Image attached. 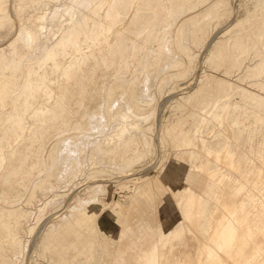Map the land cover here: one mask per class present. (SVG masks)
<instances>
[{
	"label": "rangeland",
	"instance_id": "1",
	"mask_svg": "<svg viewBox=\"0 0 264 264\" xmlns=\"http://www.w3.org/2000/svg\"><path fill=\"white\" fill-rule=\"evenodd\" d=\"M68 1L55 0L54 2L52 0L50 2V0H44L41 3H35L36 6L32 2L30 3L32 6L27 3L30 8L28 7L24 10L25 12L23 11V16L15 12L16 5H18L17 0H10L8 11L13 22L8 29L6 27L0 29V55L3 52L2 50H7L14 46L15 50L12 58L15 62H20L21 64L15 70L13 66L4 65L5 57L0 58V80L7 78L11 83L8 87L9 95L7 97H1L3 89L0 88V113L3 112L0 114V146L3 145L2 148L0 147V203H2L0 204V215L2 212L9 210L18 214L16 216L17 219H11L7 223V227L3 228L0 224V239L4 240L6 236L4 234L10 232L16 231L18 233L20 230L17 229V225L21 226V223L25 225L24 229L20 231L24 233L22 232L21 237L19 236V245L14 254L15 256L17 254V256H13L14 258L12 257L11 259L17 258L18 261L13 260L11 264H120L116 256V252L120 250V239L127 241L129 237H133L135 248L137 251L140 250L139 255L147 264H222V259L215 255L214 252H209L207 247L214 230L213 222H211V226L204 229L205 233L200 232L198 234L201 240L198 239L199 237H194V241L190 239L193 235L186 231V225L181 226V216L185 215L187 211L185 206H183L179 214L175 212L176 209L173 206L180 199L173 203L171 195L173 196L180 191H174L178 185H175L174 182L171 183V178L175 182H179L180 185L187 186L186 195L188 190L192 188L190 195L195 201L198 197L196 195L198 191L191 186L192 180H200L203 185L216 183L219 188V195L217 198L210 200L212 204L208 205L209 209H215L220 206L230 208L233 205L239 208L240 224L233 236L232 247L229 248V252L231 255L233 254L231 263L264 264L263 236L253 233L250 242L245 243L242 241L247 232L246 226L248 223L251 224L254 215L260 210L255 203L264 201V0L180 1L172 10V14L160 21L161 28L159 27L160 32L157 35L158 38H164L160 53L165 52L164 50L166 49L169 50L171 57L173 56L175 60L173 63L167 64V55L164 53L160 54L158 51V43L162 39L157 41L149 39L146 43L147 47L141 45L135 50V53L138 52V56H147L146 62L138 63V58H132L125 70L117 71L112 69L107 72L99 70L95 75L94 83L88 87L87 91L81 93L80 88H78V82L80 79L79 74L83 67L73 66L71 62L77 57L78 53L89 54L91 52V42L85 40L84 34L78 35L76 45L67 43L64 49L56 46V40L55 42L53 41L54 43L52 42L50 45H54H49V47H54L55 58L52 57L45 64L38 62L39 57L37 56L40 53L32 50V53H35L32 54L30 52V54V48L25 46L22 41L16 40L14 36L15 30L19 26L24 23L30 24L43 12L45 13L41 16H44L42 23H45V27L44 31L42 30V34L45 36L47 34L46 31L50 29L49 26L51 24L49 23L53 20L58 23V26L66 25L74 18L73 14L75 15V8L71 6L73 0H70L69 3ZM218 1H220L221 5L220 9L218 8L216 11L217 13L215 12L212 15L205 13L203 16L198 17V14L204 12ZM27 4H25L26 7ZM63 4L64 7L62 6ZM138 4L139 0H134L129 15L137 11L136 7ZM63 8L64 10H62ZM55 11L57 14H54L56 15L54 18L53 13ZM67 12L69 13L67 14ZM47 14L49 16H46ZM49 18L54 19L49 22ZM111 21V19L104 21L101 13L98 19V22L102 24L101 28L93 27L92 21L88 23V28L94 29L91 35L94 40V46L102 49L101 54L116 51L115 38L118 35L117 32L126 24L124 21L117 25H111ZM187 22V36L182 41L186 51L183 52L182 49L178 48L177 34L179 29ZM58 26L56 25L55 27ZM60 26L58 27L59 29ZM53 27L48 32L50 35L52 34V29L58 30ZM106 32L108 33L106 34ZM53 34H56V37L60 35L54 31ZM45 36L40 38L43 39ZM149 47H152V54ZM129 53H134V50L129 51ZM29 57L30 59H28ZM41 67L42 69H40ZM154 69H158V71L155 72ZM28 72H31L33 81H38L41 76L45 77L46 88L50 91L56 90L55 94L58 96L66 88L70 87L72 89L73 98L70 101L68 111L74 114L72 123H79L81 129L74 131V129L68 128V131L62 132L49 130L45 133L43 143L38 144L28 137L30 136L29 131L31 132L34 127L39 126L37 111L49 110L55 104L53 96L49 97L45 93L36 95L27 104H24L28 92L22 86L27 82L28 78L26 75ZM147 73L150 74V78H147L149 76L145 77ZM166 79L168 82L165 81ZM102 84L105 85L102 87ZM19 89L21 90L19 91ZM141 90H143L145 96L146 94L149 96L147 98L151 97L150 100L148 99L149 101L154 99V102L150 103L151 106L143 101L140 102L144 110H142L143 112L141 111L142 118L146 117L147 119L138 120V128L142 129H139L137 134L141 130L140 138H145L139 140L138 135L131 134L130 138L128 137L129 139L121 141L122 145L120 142L119 144L117 143V146L115 144L117 141L112 142L115 145L110 142L105 147L102 144L100 146V143L93 144L101 141V139L105 140L104 138L108 137L107 134L111 136L114 130H118V128L114 129V125L119 124L118 116L121 112L124 113L126 105H133V94L136 91L141 94ZM112 100H114V104ZM125 102H128V104L126 103L125 105ZM97 106H101L98 107L100 110L102 109L101 116L104 115V118L107 119L101 120V124L90 120L89 117H83L85 110H88L92 115L91 118H93L94 113L97 111ZM224 107H227L226 126L223 124H220V126L216 125L214 116L221 113ZM207 115L209 117H206ZM79 118H83L82 121ZM18 120L22 121L21 125H17ZM131 122L132 120H128L126 124ZM195 122H197V125L200 123V125L197 126ZM55 123L56 119H52L49 122L51 125ZM126 124L124 123L125 126ZM89 125H91L89 127L91 130L88 128ZM124 125L122 123L121 127H124ZM194 126L201 127V130L202 127H206L205 137L207 140H205L207 143L205 144L215 152H220L221 146L224 147L230 140L228 150L233 156L232 170L221 166L220 163H217L218 161H215V158L211 159L199 154L189 158L188 149L179 147L180 140ZM118 127L121 128L120 126ZM87 134L91 135L88 137L86 136ZM71 136L79 137V141L81 140L80 138L84 139L82 140L84 141L83 144L80 141L83 146L87 147L88 144H91L90 147L98 145L97 150L103 154L99 162H97L96 151L93 152L92 156L88 151L90 149L89 146L85 147L88 152L84 150L85 153L84 151L82 153L84 157L80 155L78 158L81 159L77 160V163H79L77 167L83 171L81 174L79 172L73 174L74 176L69 174V172L67 173L68 169L63 168L61 171L60 168L62 167L59 162L61 161V155L63 158L65 157V153H63L66 150L65 148H70L69 150L71 151L76 143H72L69 140L63 142V144L61 143L62 147L59 150H54L55 158L52 161L53 163L49 161L50 158L49 160L47 159L50 149L54 145L61 140L72 138ZM135 136L138 140L134 139ZM224 140L228 143H225ZM260 141L263 143L261 144ZM111 144L112 146L114 145V148ZM102 147L106 151L103 150L102 152ZM110 147H112L111 150ZM261 147H263L262 151ZM197 148L199 151L202 150V145L198 144ZM22 152H26L28 156L25 170L30 169V174L23 186L12 189L14 179H8V173L13 166L17 165V163H14L15 165L11 163L13 158ZM119 152L122 153L121 157L114 158ZM58 153H61V155ZM56 154L60 156H57L58 159ZM83 158L86 164L83 163ZM208 165L210 167V175H213L210 177L211 179L207 177L209 174H206L205 167ZM82 167L83 169H81ZM55 171L56 173H54ZM63 171H66L65 175L68 174V178L70 176L72 178H65ZM220 171L224 175L223 178L219 174ZM59 172L63 173L59 174ZM63 182L67 184L65 185ZM27 187L28 189H26ZM94 187L95 189L100 187V190L96 192ZM41 191H45L44 194ZM198 193L206 198L202 192ZM88 198H92V200L90 201ZM248 198H254V201H248ZM7 202L11 205L10 207H8ZM189 202H191L190 197L187 196L185 204H189ZM136 206L139 208L137 214L141 221L145 220L143 226L138 224L137 230L125 226L127 212L122 214L121 210L122 208L125 210ZM71 208L73 210L70 211ZM195 212L193 210L192 223L196 220ZM59 220L62 222L60 223ZM12 222L16 224H12ZM55 224L59 225L58 229L56 228L58 225L56 226ZM53 225L56 227L48 228ZM156 226H159V233L155 232ZM129 232H131L132 236ZM59 239L61 242H59ZM196 240L198 241L196 242ZM45 241L48 242L45 243ZM201 241L202 243H200ZM240 247L241 249H238ZM197 248L198 250H196ZM199 250L201 254L198 252Z\"/></svg>",
	"mask_w": 264,
	"mask_h": 264
},
{
	"label": "bare ground",
	"instance_id": "2",
	"mask_svg": "<svg viewBox=\"0 0 264 264\" xmlns=\"http://www.w3.org/2000/svg\"><path fill=\"white\" fill-rule=\"evenodd\" d=\"M42 1L44 0H17V3L18 5H16L17 7L15 8V12L18 14V15H23V11L26 9V8H30V3L32 2L33 5H35V3H41ZM47 1V0H46ZM52 0H50L51 2ZM62 1V0H61ZM70 1V0H69ZM68 1V3H69ZM182 0H139V4L137 5V11H135L133 14L129 15L130 14V11L132 9V5H133V2L134 0H73L72 5V8L74 7L75 10V15L73 14L74 18H72L70 21H69L66 25L63 24V26H60V29L58 28V23H56L55 20L52 21V19H54L56 15L54 14H57V12L55 11L53 13V17L54 18H49V22L52 21L54 22L58 27H55L56 25L49 23L51 24L50 26L51 27H55L57 28L58 30L55 31L54 29H52L51 33L53 34V31L55 33L58 32V34H60L58 37H56L55 35L56 34H51L48 33L50 32V29L51 27L49 26V30L46 31L47 34L46 36L44 34H42V32L44 31V24L42 23V21H44V16H41L43 15L45 12H43V14H41L40 16L38 15L35 20H33L30 24H23L22 26H19L16 30H15V39L16 40H20L22 41L25 46L29 47L30 51L29 53L31 52L32 53V50L33 51H37V53H40L37 57H39V61L38 62H43L45 64L46 61H48L49 59H51L52 57H54V47H49L50 44H52V42L55 40L57 41L56 43V46H60L64 49V47L66 46L67 43H71L72 45H76L77 44V37L79 34H84L85 36V40L87 41H90L91 42V52L89 54H84V53H78L77 57L71 62V64L73 66H76V67H83V69L80 71V79H79V87L80 88V93L81 92H85L88 90V87L91 86L94 81H95V75L97 73V71L99 70H104L105 72L107 71H110L112 69H115L117 71H122V70H125L128 65H129V62L132 58H138V63H143L145 61V59L147 58L146 55H141V56H138L137 53H135V50L141 46V45H147V41L149 39H152L154 41H157V40H161L162 38H158V32L159 31V27H160V21H163L164 17H168L169 15L172 14V10L174 9V7ZM9 2L10 0H0V29H4L5 27L8 29L9 26L12 24V17L11 15L9 14ZM55 2V0H54ZM57 2V1H56ZM185 2V1H184ZM30 6H28V4ZM44 3V2H43ZM61 3V2H60ZM27 4V7L26 5ZM58 4V3H57ZM49 5V4H48ZM47 5V6H48ZM221 3L220 1L218 2H215L212 6H210L209 8H207L204 12L198 14L199 16L198 17H201L203 16L205 13L207 15H212L213 13H215L218 8L220 7ZM36 6V5H35ZM38 6V5H37ZM64 7V4L62 5ZM61 6V7H62ZM34 8V7H32ZM46 8V7H45ZM49 8V7H48ZM67 8V7H66ZM35 9V8H34ZM58 9V8H57ZM220 9V8H219ZM39 10V9H38ZM61 10V9H60ZM64 10V8L62 9ZM61 10V11H62ZM69 10H72V9H69ZM29 11V10H28ZM48 11V10H47ZM14 12V13H15ZM25 12V11H24ZM59 12V11H58ZM64 12V11H63ZM62 12V14H63ZM69 12H67L68 14ZM102 13L103 15V20L104 21H107L108 19H111V25H117L118 23H122V22H126V24L117 32L118 35L117 37L115 38L116 39V45H117V49L115 52H105L103 54H101L102 52V49H99L97 47L94 46V40L92 39L91 35L93 33V30L94 29H89L88 28V23L89 21H92L93 23V27H96L97 29L101 28L102 24L98 22V19L100 17V14ZM217 13V12H216ZM16 14V15H17ZM51 14V13H50ZM65 15V14H64ZM24 16V15H23ZM22 16V18H23ZM34 16H35V13H34ZM46 16H49L48 14ZM52 17V14L50 15ZM63 16V15H62ZM215 16V15H214ZM67 17V15H66ZM71 17V16H70ZM69 17V18H70ZM18 18H20V16H18ZM47 18V17H46ZM58 18V17H57ZM61 18V17H60ZM63 18V17H62ZM67 19V18H66ZM46 20V19H45ZM60 20V19H59ZM27 21V20H26ZM31 21V20H30ZM63 21V20H62ZM28 22V21H27ZM21 24V23H20ZM187 23H184V25L179 29L178 31V34H177V45H178V48L179 49H182L183 52L186 51V47L185 45H183L182 41L184 40V38L186 39V30H187ZM15 25V24H14ZM62 25V23H61ZM109 25V24H108ZM15 27V26H13ZM12 27V28H13ZM53 27V28H54ZM113 27V26H112ZM91 28V27H90ZM161 28V27H160ZM106 29V28H105ZM118 29V28H116ZM43 30V31H42ZM46 30V28H45ZM102 30V29H101ZM109 30V29H108ZM229 32V31H228ZM98 33V32H97ZM108 32H106L107 34ZM227 33V32H226ZM225 33V34H226ZM163 34V33H161ZM166 34V32H165ZM45 36L43 39H41L40 37L42 36ZM114 35V34H113ZM13 36V35H12ZM167 37V36H166ZM108 38V37H107ZM14 39V40H15ZM191 39V38H190ZM10 40V39H9ZM166 40V39H165ZM4 41V40H3ZM17 41V42H18ZM162 41H164V38L158 43V51L160 53V50L162 49ZM167 41V40H166ZM187 41V40H185ZM184 41V43H186ZM10 42V41H9ZM15 42V41H14ZM53 42V43H54ZM190 42V41H189ZM188 42V43H189ZM11 43V42H10ZM9 43V44H10ZM80 44V43H79ZM6 46V44H4ZM54 45V44H53ZM53 45H50V46H53ZM4 46V47H5ZM16 46V45H15ZM79 47V46H77ZM147 47V46H146ZM143 48V47H142ZM140 48V49H142ZM150 48V47H149ZM167 48V47H166ZM169 48V47H168ZM41 49V50H40ZM14 46H12L10 49H7V50H2L3 52L1 53L0 55V58L1 57H5V61H4V65L5 66H13V68L15 70H17L19 67H20V62H15L13 60V54H14ZM131 50H134V53H129V51ZM151 50H152V47L150 48V53H151ZM80 51V50H79ZM148 51V50H147ZM153 51V50H152ZM165 52H162L164 54L167 55L166 57V63L167 64H171L173 63L175 60L173 58V56L171 57L170 55V52L169 50H164ZM33 52V53H35ZM140 52V51H139ZM30 53V54H31ZM32 53V54H33ZM153 53V52H152ZM151 53V54H152ZM160 53V54H162ZM19 55V54H18ZM37 55V54H36ZM170 55V56H169ZM152 56V55H151ZM150 56V57H151ZM31 57V56H30ZM30 57L28 59H30ZM33 57V55H32ZM55 58V57H54ZM55 60V59H54ZM26 61V60H25ZM28 62V61H27ZM146 62V61H145ZM149 62V61H148ZM29 63V62H28ZM27 64V63H26ZM34 64V63H32ZM38 64V63H37ZM148 64V63H147ZM150 64V63H149ZM29 65V64H28ZM41 65V64H40ZM143 65V64H142ZM154 65V64H153ZM157 65V64H156ZM166 65V64H165ZM151 66V65H150ZM159 66V65H158ZM168 66V65H167ZM64 67V66H63ZM145 67V66H144ZM149 67V66H148ZM44 68V66H43ZM156 68V67H155ZM158 68V67H157ZM42 69V67L40 68ZM143 69V67H142ZM160 69V68H158ZM155 70L156 71H158ZM32 70V69H31ZM145 70V69H144ZM143 70V71H144ZM62 71V69H61ZM60 71V72H61ZM147 71V70H146ZM153 72V71H152ZM145 74V73H144ZM153 74V73H152ZM21 75V74H20ZM101 75V74H100ZM107 75V74H106ZM150 74L147 73L145 75V77L149 76ZM157 75V73H156ZM26 77L28 78L27 79V82L25 83L24 86H22L23 88H25V90L28 92L26 97H25V102L24 104H27V102H29L30 100H32L36 95L38 94H43L45 93L46 95H48L49 97L53 96V98L55 99V104H54V107L49 109V110H45V111H37V115H39V126L37 127H34L31 132L29 131L30 133V137L33 142L35 143H43L44 141V137H45V133L48 132L49 130H54L56 132H62V131H66L68 128H71L74 129V131L77 129L80 128V125L79 123H72V119L74 118L73 117V113L68 111V107H69V104H70V101L71 99L73 98V93H72V89L70 87L66 88L64 90V92L62 94H60L59 96L56 95L55 93L57 92L56 90L55 91H50L49 89L46 88V79L45 77L41 76L40 79H38V81H33L31 78H32V75H31V72H28ZM106 77V76H105ZM108 77V75H107ZM144 77V76H143ZM153 77V76H152ZM59 78V77H58ZM71 78V77H70ZM74 78V77H73ZM147 78H150L147 77ZM146 78V79H147ZM60 79V78H59ZM75 80V79H74ZM73 80V81H74ZM108 80V79H107ZM101 81V80H100ZM109 81V80H108ZM165 81L168 82V80L166 79ZM24 82V81H23ZM76 83V82H75ZM10 82L7 80V78H3L2 80H0V88L3 89L1 91V97L4 98V97H7L9 95V92H8V87L10 86ZM98 84V83H97ZM101 84V83H100ZM165 84V83H164ZM103 85L105 84H102V87ZM146 85V84H144ZM59 86V85H58ZM155 87V86H154ZM114 88V87H112ZM111 88V90H112ZM57 89V88H56ZM105 89V88H104ZM146 89V88H145ZM144 89V91H145ZM21 89H19L20 91ZM58 90V89H57ZM103 90V88H102ZM110 90V91H111ZM148 90V89H147ZM16 91V90H15ZM17 91V92H19ZM98 91V90H97ZM142 93H143V90H141ZM22 92V91H21ZM94 92V91H93ZM137 92V91H136ZM134 93L133 96H132V106H129V105H126V103L128 104V102H125L124 104L126 105L125 106V111L124 113H120V115L118 116V122L119 124H115L114 125V129L118 128V130H114L112 135L110 136L109 134L108 137L104 138L105 140H102L99 141V142H90V143H93V144H99L101 146V144L105 147L107 144L109 145V143L113 142V141H117L115 144L117 145V143L119 144L121 141L125 140L131 136V134L133 135H138L137 137H139L138 139L139 140H143L140 138V133H141V130H140V133H138V130L139 129H142V128H138V122L140 120H145L147 119L146 117L145 118H142V114H141V111L143 110V108L141 107L140 105V102L143 101L144 103L150 105V103L152 104V101L154 99H152V101H149L150 98H147L149 96H145V93ZM151 92V91H150ZM149 92V93H150ZM110 94V92H108ZM17 94V93H16ZM102 94V93H101ZM107 94V93H106ZM151 94V93H150ZM94 95V94H92ZM99 95H100V92H99ZM99 95L97 94V96L99 97ZM240 95V94H239ZM40 96V95H39ZM84 96V95H83ZM103 96V95H102ZM106 96V95H105ZM254 96V95H253ZM256 96V95H255ZM96 97V96H94ZM97 97V98H98ZM111 97V96H110ZM263 97V96H262ZM113 98V97H112ZM147 98V100H146ZM257 98V97H256ZM14 99V98H13ZM91 99H92V96H91ZM103 99V98H101ZM127 99V98H125ZM124 99V100H125ZM149 99V100H148ZM259 99V97H258ZM95 100V99H94ZM117 100V99H116ZM115 100V101H116ZM253 100V99H252ZM260 100H263V99H260ZM47 101V100H46ZM93 101V100H92ZM114 100H112L113 102ZM127 101V100H126ZM251 101V100H250ZM257 101V99H256ZM96 102V101H95ZM124 102V101H123ZM154 102V101H153ZM97 103V102H96ZM95 103V104H96ZM100 103V102H99ZM103 103V102H102ZM111 103V102H110ZM117 103V102H115ZM247 103V102H246ZM45 104V103H44ZM47 104V103H46ZM52 104V103H51ZM114 104V102H113ZM143 104V103H142ZM145 104V105H146ZM258 104V102H257ZM79 105V104H78ZM101 105V104H100ZM112 105V104H110ZM117 105V104H116ZM121 105V104H120ZM256 105V104H255ZM6 106V105H5ZM12 107V105H10ZM115 106V105H114ZM151 106V105H150ZM98 107H101V106H97V111L94 113V117L91 118V114L88 112V110H85L86 112L83 114V117H89L90 120H94L95 122H100L101 124V120L104 121L103 119L104 118V115H102L101 113V110L100 108ZM110 107V106H109ZM113 107V106H112ZM148 107V106H147ZM217 107V105H216ZM107 108V107H106ZM124 108V107H123ZM35 109V108H34ZM88 109V108H87ZM92 109V108H91ZM90 109V110H91ZM115 109V108H114ZM213 109V108H212ZM216 109V108H215ZM89 110V111H90ZM106 110V109H105ZM112 110V108H111ZM28 111V110H27ZM92 111V110H91ZM108 111V110H107ZM110 111V110H109ZM119 111V110H118ZM144 111V110H143ZM142 111V112H143ZM75 112V111H74ZM93 112V111H92ZM91 112V113H92ZM116 112V111H115ZM201 112V111H200ZM203 112V110H202ZM206 112V111H205ZM204 112V114H205ZM213 112V111H212ZM3 112H1L0 114H2ZM109 113V112H108ZM106 114V115H110L111 114V111H110V114ZM199 113V112H198ZM208 113V112H207ZM30 114V112H29ZM93 114V113H92ZM117 114V113H116ZM144 114V113H143ZM203 114V113H202ZM240 114V113H239ZM209 115V114H208ZM206 116V117H209V116ZM212 115V114H211ZM245 115V114H244ZM112 116V115H110ZM116 116V117H117ZM226 116H227V107H224L222 108L221 110V113H219L218 115L214 116L215 120H216V125H219L220 124H223L224 126H226ZM28 117V115H27ZM97 117V118H96ZM103 117V118H102ZM192 117V116H191ZM198 117V115H197ZM204 117V116H203ZM206 117H204L206 119ZM259 117V116H258ZM108 118V116H107ZM114 118V117H113ZM212 118V117H211ZM52 119H56V123L54 125H51L49 124V122L52 120ZM81 121L82 119L79 118ZM131 123L129 124H126V122L131 121ZM200 119L203 120V118L200 117ZM35 120V119H34ZM107 120V119H105ZM110 120V119H109ZM108 120V121H109ZM139 120V121H138ZM85 121V120H84ZM195 121H197L195 119ZM206 121V120H205ZM4 122V121H3ZM87 122V121H86ZM110 122V121H109ZM199 122V121H198ZM201 122V121H200ZM38 123V121H37ZM93 123V122H91ZM106 123V122H105ZM124 123L126 124V126L124 125V127H121V124ZM193 123V122H192ZM197 122H195L196 124ZM203 123V122H202ZM22 124V121L21 120H18V124L17 125H21ZM96 125V123H94ZM141 124V122H140ZM194 124V125H195ZM211 124V123H210ZM88 125V124H87ZM86 125V127H87ZM98 125V124H97ZM105 126V124H103ZM197 125V124H196ZM195 125V126H196ZM200 125V123L198 124ZM197 125V126H198ZM202 125V124H201ZM84 126V125H83ZM82 126V127H83ZM91 125L88 126V128L90 127ZM118 126H120L121 128H119ZM128 126V127H127ZM193 126V125H192ZM192 127L193 129L188 131L185 136L180 140V146L181 148H184V149H188L189 151V158H191L192 156L196 155V154H199L203 157H207V158H215V161H218L217 163H220L221 166H223L224 168L226 167L227 169H230L231 168V163H232V160H233V156L232 154L229 152L228 150V144L230 143V140H229V143L227 141H225V143L227 142L228 144H226L224 147H222L221 151L220 152H215L214 150H212L209 146H207V139L205 137V128L207 127L206 126V123H205V128L202 127V130H201V127ZM215 127V126H214ZM87 128V129H88ZM94 128V126H93ZM81 129V128H80ZM83 129V128H82ZM85 129V128H84ZM90 129V128H89ZM88 129V131H89ZM112 129V128H111ZM110 129V131H112ZM217 129V128H216ZM91 130V129H90ZM94 130V129H93ZM98 130V129H97ZM215 130V129H214ZM228 130V129H227ZM68 131V130H67ZM87 131V130H86ZM85 131V133H86ZM95 131V130H94ZM207 131V130H206ZM216 131V130H215ZM223 131V130H221ZM71 132V131H69ZM93 132V131H92ZM96 132V131H95ZM105 132V131H104ZM109 132V131H108ZM264 132V131H263ZM262 132V133H263ZM73 133V132H72ZM90 133V132H88ZM99 133V132H98ZM106 133V132H105ZM110 133V132H109ZM14 134H16L14 132ZM56 134V133H55ZM94 135V133H92ZM97 134V133H96ZM228 134V133H227ZM261 134V133H260ZM75 135V134H74ZM91 135V134H89ZM89 135L87 134L86 136L89 137ZM99 135V134H98ZM132 135V136H133ZM142 135V134H141ZM15 136V135H14ZM18 136V134H17ZM58 136V135H57ZM61 136V135H60ZM79 136V135H78ZM103 136V134H102ZM220 136V135H219ZM59 137V136H58ZM72 137V136H71ZM83 137V136H81ZM93 137V136H92ZM111 137V138H110ZM134 137V136H133ZM224 137V136H223ZM8 138V137H7ZM49 138V137H48ZM55 138V137H54ZM107 138H110V139H107ZM130 138V137H129ZM128 138V139H129ZM264 138V137H263ZM78 138H76L75 136L70 138V139H67V140H61L59 141L56 145H54L51 149H50V154L49 156L47 157V159L50 160L49 161H54L53 159L55 158V154L54 152L56 150H59L60 147H62L61 145L63 144V142L65 141H70L72 143H76L75 145H73V149L70 151L68 148H65L66 150L63 152L65 153L64 154V158L63 156L61 155V153L59 155H61V159L60 158V162L59 160H57L61 167H58L60 168V170L62 171V169H68L69 171H67V173L69 172V174H71L72 176H74L73 174L79 172L80 174L82 173V171L80 170L79 167H77L79 165V163H77V160L78 159H81V158H78L80 155L82 156L83 154V151H87L86 148L89 146V153L92 154L93 156V152L96 151V154H97V162H99V160L101 159V157L103 156L102 153H100L98 150H97V146L93 145L90 147V145L88 144V146L86 147L85 145L83 146L82 144L84 143V139L80 138L82 141V144L81 142L78 140ZM90 139V138H89ZM97 139V138H96ZM132 139V138H131ZM136 139V136L135 138ZM136 139V140H138ZM206 139V140H205ZM217 139V138H216ZM221 139V138H219ZM5 140V139H4ZM46 140V139H45ZM52 140V139H51ZM99 140V139H98ZM214 140V138H213ZM7 141V140H6ZM28 141V140H27ZM86 141H87V138H86ZM128 141V140H127ZM131 141V140H130ZM57 142V141H56ZM257 142V141H256ZM264 142V141H263ZM262 142V143H263ZM21 143V142H20ZM23 143V142H22ZM62 143V144H61ZM68 143V142H67ZM125 143V142H124ZM261 143V141H260ZM261 143V144H262ZM1 144V143H0ZM31 144V143H30ZM71 144V143H70ZM114 144V143H112ZM111 144V146H112ZM114 144V145H115ZM121 145L123 144L122 142L120 143ZM198 144L202 145V150H198ZM259 144V143H257ZM113 145V146H114ZM126 145V144H125ZM3 145H1L0 147L2 148ZM72 146V144H71ZM112 146V147H113ZM118 146V145H117ZM116 146V147H117ZM260 146V144H259ZM264 146V145H263ZM43 147V146H42ZM86 147V148H85ZM109 147V146H108ZM110 147V150L111 148ZM119 147H121L119 145ZM201 147V146H200ZM230 147V146H229ZM103 148V147H102ZM101 148V149H102ZM107 148V147H106ZM114 148V147H113ZM231 148V147H230ZM263 147H261V151L263 150L262 149ZM26 149V148H25ZM30 149V148H29ZM121 149V148H120ZM260 149V148H259ZM38 150V149H37ZM45 150V148H44ZM55 150V151H54ZM64 150V149H62ZM100 150V148H99ZM103 150L106 151V149H102L101 151L103 152ZM109 150V149H108ZM107 150V151H108ZM61 151V150H60ZM59 151V152H60ZM70 151V152H68ZM74 151V152H73ZM84 151V153H85ZM87 151V152H88ZM104 151V152H105ZM231 151V149H230ZM28 152V151H27ZM43 152V150H42ZM234 152V150H233ZM254 152V151H253ZM258 152V151H257ZM38 153V152H36ZM40 153V152H39ZM47 153V152H46ZM57 153V152H56ZM62 153V154H63ZM262 153V152H261ZM264 153V152H263ZM42 154V153H41ZM88 154V153H87ZM89 154V155H90ZM234 154V153H233ZM256 154V153H255ZM37 155V154H36ZM44 155V154H42ZM56 154V158L58 159L57 156H59ZM122 153H118L114 156V158H118V157H121ZM253 155V154H252ZM258 156V155H257ZM41 157V156H40ZM46 157V156H45ZM60 157V156H59ZM84 157V156H82ZM89 157V156H87ZM95 157V156H94ZM262 157V156H261ZM264 157V156H263ZM93 158V157H92ZM27 159H28V156L26 154V152H22L20 154H18L16 157L13 158L12 160V164L14 163H17L16 166H13L11 168V170L9 171L8 173V179L10 178H13V187L12 189H17L21 186H23L25 180H27L28 178V175L30 174V169L28 170H25V165H26V162H27ZM41 159V158H40ZM46 159V160H47ZM90 159H91V155H90ZM94 159V158H93ZM92 159V160H93ZM113 159V157H112ZM31 160V159H30ZM56 160V159H55ZM91 160V161H92ZM56 161V162H57ZM82 161V160H80ZM213 161V160H212ZM214 161V162H215ZM48 162V161H46ZM50 162V163H51ZM57 162V163H58ZM90 162V160H89ZM95 162V161H94ZM94 162H91V163H94ZM53 163V162H52ZM83 163H85L84 161V158H83ZM96 163V162H95ZM94 163V164H95ZM215 163V164H217ZM37 164V163H36ZM86 164V163H85ZM84 164V165H85ZM233 164V163H232ZM15 165V164H14ZM29 165V164H28ZM32 165V164H31ZM96 165V164H95ZM219 165V164H218ZM252 165V164H251ZM12 166V165H11ZM57 167V166H56ZM86 167V166H85ZM218 167V166H217ZM258 167V166H257ZM50 168V166H49ZM55 168V166H54ZM57 169V168H55ZM80 171H79V170ZM83 169V167L81 168ZM206 169V174H209L207 175L208 178L212 177L210 175V167L209 165L207 167H205ZM222 169V168H221ZM48 170V169H47ZM50 170V169H49ZM52 170H53V167H52ZM171 170V169H170ZM232 170V168H231ZM48 172V171H47ZM64 172V171H63ZM61 172V173H63ZM66 172V171H65ZM65 172H64V176L65 178L69 179L70 177L72 178V176H70L68 178V174L65 175ZM53 173V172H52ZM56 173V171L54 172ZM53 173V174H54ZM59 172V174H61ZM215 173H218V172H215ZM221 178L224 177V175L221 173V171L219 172ZM83 175V174H82ZM38 176V175H37ZM40 176V175H39ZM53 176V175H52ZM55 176V175H54ZM59 176V175H58ZM61 176V175H60ZM78 176V175H77ZM62 177V176H61ZM36 178V177H34ZM79 178V177H78ZM207 178V179H208ZM59 179V178H58ZM61 179V178H60ZM64 179V178H63ZM76 179V178H75ZM211 179V178H210ZM56 180V178H55ZM173 180V181H172ZM1 181V180H0ZM31 181V180H30ZM42 181V180H41ZM58 181V180H57ZM65 181V180H64ZM171 183L174 182L175 185H178V187L174 190V191H180V192H176V194H174L173 196L171 195L172 197V202L175 203L178 199H180L177 203H175V205L173 207H175L176 209V213L179 214V211L182 210L183 206H185L186 208V214L185 215H182L181 216V226H184L186 225L185 229L187 232L189 233H192L193 236H191V240L194 239L197 237H199V233L203 232L205 233L204 229H206L208 226H211L213 222V227H214V230H213V233L211 234V238H210V242L209 244L207 245L208 249H209V252H214L215 255H217L218 257H220L222 260H221V263L222 264H232L231 263V257L233 256V254L231 255V253L229 252V248H231V243L233 241V236L235 235V232L240 224V221H239V208H237L235 205L231 206L230 208H226L225 206H220V207H216L215 209H209V204H212L210 200L214 199V198H217L218 195H219V188L217 187V184L216 183H210V184H207V185H203L202 182H200V180H192L191 182V186L197 190L198 192H202L206 198L204 196H202L201 194H199L198 192L196 193V195L198 196L197 197V200L195 201L194 198L191 197L190 193L192 191H190L192 188H190L188 190V194L186 195L187 191V186H182L179 184V182H175L173 178L170 179ZM60 182V180H59ZM58 182V183H59ZM5 183V182H4ZM56 183V182H55ZM64 183V182H63ZM72 183V182H71ZM220 183V182H219ZM235 183H236V180H235ZM31 184V183H30ZM34 184V183H33ZM36 184H37V181H36ZM39 184V183H38ZM62 184V183H61ZM65 184V183H64ZM63 184V185H64ZM67 184V183H66ZM65 184V185H66ZM35 185V184H34ZM60 185V184H59ZM28 186V185H27ZM33 186V185H32ZM55 186V184H54ZM57 186V184H56ZM34 188V187H33ZM52 188V187H51ZM99 189H94L96 190V192H98V190H100V187H98ZM28 189V187L26 188ZM50 189V188H48ZM58 189V188H57ZM63 189V188H62ZM93 189V191H95ZM19 190V189H18ZM23 190V189H22ZM24 190H25V187H24ZM31 190V188H30ZM42 190V189H41ZM59 190V189H58ZM14 191V190H13ZM21 191V190H20ZM19 191V192H20ZM48 191V190H46ZM53 191V190H52ZM194 191V190H193ZM237 191V189H236ZM235 191V192H236ZM22 192V191H21ZM31 192V191H30ZM38 192V191H37ZM43 192V191H41ZM45 192V191H44ZM43 192V194H44ZM196 192V191H194ZM234 192V193H235ZM16 193V192H15ZM49 193V192H48ZM238 193V192H237ZM21 194V193H20ZM38 194V193H37ZM5 195V194H4ZM8 195V194H7ZM40 195V194H39ZM38 195V196H39ZM236 195V194H235ZM42 196V195H41ZM40 196V197H41ZM46 196V195H45ZM187 196L190 197V201L189 204H185L186 200H187ZM4 197V196H2ZM92 197V196H90ZM8 198V197H7ZM29 198V197H28ZM36 198V197H35ZM244 198V197H243ZM38 199V198H37ZM90 199V198H88ZM41 200V199H40ZM92 200V198L90 199V201ZM86 201V200H85ZM98 201V200H97ZM101 201V200H100ZM248 201H254V198H248ZM33 202V201H32ZM89 202V201H88ZM6 203V202H5ZM9 202H7L8 204ZM36 203V202H35ZM87 203V202H86ZM103 203V201H102ZM2 204V203H0ZM105 204V203H104ZM256 206L259 207V212L254 215V219L253 221L250 223H248V225L246 226V229H247V232H246V235L242 238V241L245 242V243H248L250 242L251 240V237H253V233H258V234H261V236H263L264 238V201L262 202H258V203H255ZM9 205V204H8ZM6 206V205H4ZM11 205H9L8 207H10ZM13 206V205H12ZM103 206V205H102ZM208 206V208H207ZM16 208V207H15ZM14 208V209H15ZM27 209V208H26ZM38 209V208H37ZM138 207H130L128 209H121L122 210V214L126 213L127 212V215H126V218H125V226L126 227H129V228H134L135 230H137V226L138 224H141L143 226V223L145 220H142L140 219V217L138 216L137 214V211H138ZM9 210V209H8ZM12 210V208H11ZM73 210L72 208L70 209V211ZM79 210V209H77ZM100 210V209H99ZM193 210L196 211L194 214H195V222L192 223L191 221V216L193 214ZM76 211V210H75ZM80 211V210H79ZM74 212V211H73ZM68 213V212H67ZM71 213V212H70ZM69 213V214H70ZM71 214H74V213H71ZM76 214V213H75ZM99 214V213H98ZM164 214V213H163ZM18 214H16L15 211H6V212H2L1 215H0V224L2 225V227H7L8 224L10 222L11 219H15L16 216ZM162 215V214H161ZM217 215H219L218 217H216ZM26 216V215H25ZM65 216V215H64ZM63 216V217H64ZM72 216V215H71ZM96 216V215H95ZM62 217V218H63ZM68 217V215H67ZM168 218V217H167ZM166 218V219H167ZM170 218V217H169ZM178 218V217H177ZM17 219V218H16ZM22 219V218H21ZM27 219V218H26ZM24 219V220H26ZM165 219V220H166ZM173 219V218H172ZM65 220V218H64ZM193 220V219H192ZM19 221V220H18ZM23 221V220H22ZM21 221V222H22ZM60 221V220H59ZM71 221V220H70ZM157 221V220H156ZM62 221H60L61 223ZM160 222V220H159ZM172 222V221H171ZM191 222V223H190ZM15 223V222H12V224ZM59 223V222H57ZM16 224V223H15ZM26 224V223H25ZM165 224V223H164ZM7 225V226H6ZM56 225V224H55ZM58 225V224H57ZM56 225V226H57ZM159 225V224H158ZM161 225V224H160ZM175 225V224H173ZM24 224L22 225L21 223V226L20 225H17V229H19L20 231L22 229H24ZM29 226V225H28ZM56 226H51V227H48V228H51L52 227H56ZM163 226V224H162ZM176 226V225H175ZM15 227V226H14ZM157 227V226H156ZM159 227V226H158ZM155 230L156 233H159V229ZM171 227H172V224H171ZM174 227V226H173ZM16 228V227H15ZM57 229L59 228V225L56 227ZM61 228V227H60ZM143 228V227H142ZM147 228V227H145ZM152 228V227H151ZM62 229V228H61ZM60 229V230H61ZM154 229V228H153ZM47 230H50V229H47ZM56 230V229H55ZM68 230V229H67ZM66 230V231H67ZM74 230V229H73ZM152 230V229H151ZM10 232V233H7V234H4L5 236V239L4 240H1L0 239V264H8L10 263L11 264V261L13 260H17L16 259H12L13 256H15L14 254L16 253V249L18 248V245H19V236L21 237V234L22 232ZM64 231V230H63ZM142 231V229H141ZM154 231V230H152ZM166 231V230H165ZM73 232V231H72ZM20 233V235H19ZM24 233V232H23ZM49 233V231H48ZM53 233V232H52ZM57 233V232H56ZM130 235L132 236L131 232H129ZM141 233V232H140ZM54 234V233H53ZM59 234V233H58ZM66 234V233H65ZM77 234V233H76ZM62 235V234H61ZM120 235V234H119ZM182 235V234H181ZM23 236V235H22ZM64 236V235H63ZM66 236V235H65ZM128 236V235H127ZM160 236V235H159ZM51 237V236H50ZM88 237V236H87ZM90 237V235H89ZM118 237V236H117ZM195 237V238H194ZM204 237V236H203ZM46 238V237H45ZM133 237H129V239L126 241L124 239H120L121 243H120V250L118 252H116V256H117V259H119L120 261V264H147V262L139 255V251H137V249L135 248V245L133 244ZM21 239V238H20ZM66 239V237H65ZM91 239V237H90ZM143 239V237H142ZM200 239V237L198 238ZM22 240V239H21ZM53 240V239H51ZM201 240V239H200ZM198 240H196L197 242ZM48 242V241H45V243ZM54 242V241H53ZM59 242L60 239H59ZM94 242V241H93ZM92 242V243H93ZM191 242V241H190ZM195 242V243H196ZM56 243H58L56 241ZM87 243V242H86ZM192 243V242H191ZM202 243V241L200 242ZM198 244V243H197ZM196 244V245H197ZM24 245V244H23ZM22 245V246H23ZM47 245V244H45ZM44 245V246H45ZM201 245V244H200ZM139 246V245H138ZM89 247V246H88ZM197 247V246H196ZM203 247V246H202ZM21 248V246H20ZM190 248V247H189ZM201 248V247H200ZM238 249H241L238 248ZM198 250V248L196 249ZM87 251V249H86ZM202 251V249H201ZM8 252H11V253H8ZM19 252V251H18ZM200 252V250L198 251ZM205 252V251H204ZM65 253V252H64ZM68 254V253H67ZM198 254V253H197ZM201 254V252H200ZM20 255V254H18ZM60 255V254H59ZM17 256V254H16ZM15 256V257H16ZM66 256V255H64ZM200 256V255H199ZM196 257V256H195ZM14 258V257H13ZM59 258V257H58ZM60 259V258H59ZM64 259V258H63ZM199 259V258H198ZM18 261V260H17ZM16 261V262H17ZM118 261V262H119ZM15 262V261H14ZM13 263V262H12ZM57 263V262H56ZM59 263V262H58ZM191 263H194V262H191Z\"/></svg>",
	"mask_w": 264,
	"mask_h": 264
}]
</instances>
